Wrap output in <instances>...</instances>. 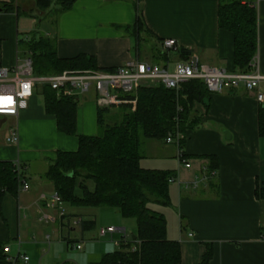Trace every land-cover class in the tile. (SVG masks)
Here are the masks:
<instances>
[{
    "label": "crops",
    "instance_id": "1",
    "mask_svg": "<svg viewBox=\"0 0 264 264\" xmlns=\"http://www.w3.org/2000/svg\"><path fill=\"white\" fill-rule=\"evenodd\" d=\"M11 1H15V12L0 11L2 67H13L30 57L25 40L39 30L56 40L59 58L88 55L102 69H115L131 59L153 61L158 41L173 39L180 49L191 51L202 63L231 71L234 37L220 29L218 10L221 2L240 1L257 9V55L264 75V0H78L72 9L55 17L52 14L56 5L38 11L36 0ZM11 1L0 0V4ZM140 14L145 28L141 31L144 42L136 45L124 28L135 25ZM148 44L152 47L144 49ZM162 53L170 62L185 60L179 59V52ZM40 86L30 97L28 108L18 117H9L11 126L0 139V162L19 163L29 183L27 191L21 185L18 196L8 194L3 199L0 242L9 247L11 257L26 254L31 264H78V260L86 264L88 255L72 258L69 250L80 244L74 245L66 230L75 231L73 220L79 219L80 224L82 220H95H85L87 213L81 210L67 213L63 204L53 207L55 189L46 178L57 152L76 151L78 138L58 130L56 117L46 113ZM257 92L226 91L195 105L200 124L188 131L182 148L189 161L187 167L180 164L176 144L157 140L174 147L168 154L155 143L147 140L143 143L147 152L143 151L140 165L144 169L169 170L166 166L152 165L155 160H178L179 165L171 166L178 175L171 182L176 184L174 189L170 187L171 205L151 207L165 216L168 239L180 242L182 264H200L207 244L213 249L210 264H264V198L256 195L258 189H264V138L259 136L258 125L259 109L264 104L258 102ZM260 92L264 93V82ZM94 97V102L87 95L80 97L84 101L77 110L78 135L98 134L95 91ZM12 128L19 134L17 145L7 141ZM206 155L217 158L215 172L209 171ZM49 210L54 213L48 214ZM43 215L52 216L54 222L41 221ZM80 224L83 236L96 227V221L91 229ZM121 231L126 234L125 229ZM80 246L76 249L82 250ZM92 251L89 255L94 254Z\"/></svg>",
    "mask_w": 264,
    "mask_h": 264
},
{
    "label": "trees",
    "instance_id": "2",
    "mask_svg": "<svg viewBox=\"0 0 264 264\" xmlns=\"http://www.w3.org/2000/svg\"><path fill=\"white\" fill-rule=\"evenodd\" d=\"M77 1L36 0V8L38 11H47L56 4L54 13L60 15L72 9ZM16 9V5H0V11L15 12ZM218 18L220 29L229 31L234 37L231 71L248 72L250 62L258 53L256 7L240 1H224L219 5ZM144 29L140 14L138 22L125 27L124 31L137 43ZM25 43L36 76L57 75L65 71L114 70L99 68L96 59L88 55L59 58L56 40L41 34L39 30L29 34ZM158 43L160 51L155 47L153 61L159 64L169 59L162 53V40ZM191 54L189 50L180 49L178 57L186 60ZM39 93L44 98L46 113L56 117L58 130L78 138V149L58 151L46 173V178L53 184L62 203L76 208L108 207L117 210L123 218L136 220L135 238L127 240L122 235L116 251L105 253L98 261L90 264H182L180 242L168 239L165 216L151 207L171 205L170 180L177 178V172L144 169L140 162L146 140L165 141L169 134L179 131L185 135L181 141L183 148L188 131L196 129L200 124L195 105L206 103L212 95L205 83L193 80L178 90H169L163 85L141 87L135 96L125 97L126 100L135 99L137 105L135 110L130 104L121 105L125 112L120 121L106 124L104 114L110 108H98L101 132L95 136L77 133L78 97L58 98L56 91L47 84L41 85ZM258 125L259 136L264 138V105L259 109ZM204 158L210 162L209 171L215 172L218 168L217 158L210 155ZM20 187L15 162H0V214L5 196H18ZM256 195L264 198V189H258ZM80 225L84 229H91L95 221L82 220ZM5 245L0 242V264H11L5 253ZM212 256V246L207 244L200 264H210Z\"/></svg>",
    "mask_w": 264,
    "mask_h": 264
},
{
    "label": "built area",
    "instance_id": "3",
    "mask_svg": "<svg viewBox=\"0 0 264 264\" xmlns=\"http://www.w3.org/2000/svg\"><path fill=\"white\" fill-rule=\"evenodd\" d=\"M161 47L164 53L180 51L179 44L173 39H164ZM173 63L168 60L161 65L150 60L131 59L112 71H65L57 75L36 76L32 59L30 57L21 59L13 67H0V117H18L20 112L28 108L29 99L40 84L49 85L56 91L58 98L78 97L80 99L81 96L87 95L93 89L99 108L130 104L135 110L137 101L135 99L126 100L125 97L135 96L139 88L163 85L166 89L178 90L183 84L193 80L203 81L212 95L226 91L235 92L240 89H245L250 93L258 91L257 100L264 104V93L260 92L264 75L260 72L258 55L250 62L248 72H233L223 68L210 67L202 63L200 58L194 54L186 60ZM171 65H173V69L170 68ZM184 139L185 135L177 131L175 134H169L165 141L168 144L177 145L180 164L187 167L189 161L181 147V141ZM7 141L10 145L18 144L17 129H10ZM15 167L20 176V183L23 189L27 191L29 183L22 175V167L17 162H15ZM174 181L175 179L170 180V182ZM56 204L61 205L62 201L55 192L52 198V206L54 207ZM64 215L62 209L61 216ZM40 220L54 222V218L49 215H43ZM119 231L122 232L113 227L101 228L98 232V238L113 236ZM262 238L264 240V236ZM120 242L117 243L118 246ZM76 248L80 249L81 246L77 245ZM9 251V247H5V253L11 264H31L28 255L19 254L17 257H11Z\"/></svg>",
    "mask_w": 264,
    "mask_h": 264
},
{
    "label": "rangeland",
    "instance_id": "4",
    "mask_svg": "<svg viewBox=\"0 0 264 264\" xmlns=\"http://www.w3.org/2000/svg\"><path fill=\"white\" fill-rule=\"evenodd\" d=\"M1 4H4V3H1ZM8 5L14 6L15 1H13V2L11 1L10 3H8ZM54 5H56V4H54ZM52 15L54 17L56 16L55 13H53ZM141 42L142 43L144 42L142 33L140 35V43ZM134 43L138 44L139 42L136 43L134 40ZM151 47L152 46H150V44H148L147 46L145 45L144 49H146V48L150 49ZM158 49L160 51V47ZM154 53H155V51H153V54ZM164 63L161 62L159 64L163 65ZM171 63L174 64L173 62H171ZM170 68L173 69V65H171ZM215 68H217V67H215ZM87 97L89 98V101H91V102L95 101L93 89L87 94ZM83 101H84V99L81 98L80 103H82ZM124 112H125V108H121V106L111 107L110 111L106 112L104 114L106 124H113L116 122V120L120 121L122 119ZM0 123H1L0 124V139H2L3 137L6 136V134L8 133L9 127L11 126V118L0 117ZM97 132H98V134H100V132H101L99 126H98ZM72 137H75V136H72ZM146 142L155 143V145H157V147L160 150H165L166 153H168V154L172 153L174 150L173 146H167L161 142L159 143L157 140H147ZM143 151L147 152L146 146L144 148H142V152ZM157 151L160 152L159 150H157ZM154 162H153L154 164L152 166H166V168H168L169 171H172L171 166H174L175 163H176V166L178 164V160L176 158L175 159L171 158L170 160L163 161V162H159V161L155 160ZM145 165H147V162ZM175 185L176 184H170V187L174 189V187H176ZM62 204H63L62 205L63 209L67 213H70L73 210H81V212L83 211L82 213H84V214L87 213V216L91 215V218L85 216L84 217L85 220H88V219L93 220L94 219L96 221L95 229L89 233H86L84 236L82 235L81 230L78 228L79 227L78 226L79 219H76L75 221L73 220L74 225H72V226L76 228L75 231H71L69 229L66 230V233H70L71 240L74 241V245L79 243L80 245L83 246L82 250H77L76 248L75 249L71 248L69 250L72 258H73V256H75V257H82V256L86 257V255H88L87 256L88 259L86 260V264H90L92 262L98 261L101 258V256L105 253L116 251L119 248L117 243H119L121 241V238L123 237L122 235H125L127 240H130L132 238L131 236L134 235V233L136 232V220L123 218L119 214V212L115 209L108 208V207L76 208V207H72L66 203H62ZM157 208L161 209L160 207H157ZM52 213H54V211L49 210L48 214L52 215ZM39 226L41 227L44 225H38V227ZM108 227H113V228H117L120 230L125 229L126 234H124L125 232H123V231L122 232L119 231L116 234H114L113 236H107L106 238H99L98 239L97 235H98L99 230L101 228H108ZM52 238L55 239L56 237H54L52 235ZM66 245H67V243H65V246ZM91 249L93 250L92 252H94V254L89 255V252H91ZM77 262H78V264H81L79 260Z\"/></svg>",
    "mask_w": 264,
    "mask_h": 264
},
{
    "label": "water",
    "instance_id": "5",
    "mask_svg": "<svg viewBox=\"0 0 264 264\" xmlns=\"http://www.w3.org/2000/svg\"><path fill=\"white\" fill-rule=\"evenodd\" d=\"M226 139L230 140V138H228V137H226ZM134 238H135V236H134Z\"/></svg>",
    "mask_w": 264,
    "mask_h": 264
}]
</instances>
